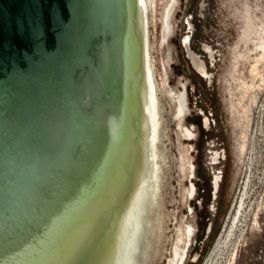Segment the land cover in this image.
<instances>
[{
	"label": "water",
	"instance_id": "1",
	"mask_svg": "<svg viewBox=\"0 0 264 264\" xmlns=\"http://www.w3.org/2000/svg\"><path fill=\"white\" fill-rule=\"evenodd\" d=\"M185 2L0 0V264H186Z\"/></svg>",
	"mask_w": 264,
	"mask_h": 264
},
{
	"label": "rangeland",
	"instance_id": "2",
	"mask_svg": "<svg viewBox=\"0 0 264 264\" xmlns=\"http://www.w3.org/2000/svg\"><path fill=\"white\" fill-rule=\"evenodd\" d=\"M187 38L207 76L194 69ZM259 40H264V0H186L178 47L181 68L194 85L198 178L197 227L186 264H264V57Z\"/></svg>",
	"mask_w": 264,
	"mask_h": 264
},
{
	"label": "flooded vegetation",
	"instance_id": "3",
	"mask_svg": "<svg viewBox=\"0 0 264 264\" xmlns=\"http://www.w3.org/2000/svg\"><path fill=\"white\" fill-rule=\"evenodd\" d=\"M187 43H188V38L184 41V44H185V46L187 47ZM187 54H188V56H189V58L191 59V57L190 56H192L193 58H195L197 61H200L189 49H188V47H187ZM264 57V55H263V51L261 50V59ZM192 62V61H191ZM201 62V61H200ZM202 63V62H201ZM192 65H193V63H192ZM202 65H203V63H202ZM193 67H194V69L197 71V72H199L196 68H195V66L193 65ZM203 69H204V73H201V72H199V73H201L202 75H204V76H207V73H206V71H205V68H204V65H203ZM257 74H255L254 73V77L256 76ZM260 77H261V82L262 83H264V78H262V75H260ZM256 79V78H255ZM258 86H260V85H258ZM245 88L246 89H249V88H253V86L252 85H245ZM252 101L254 102L255 101V98H253L252 99ZM213 160H216V157H214L213 158ZM218 177H215V179H214V182H213V186H214V191L216 190V183H218Z\"/></svg>",
	"mask_w": 264,
	"mask_h": 264
},
{
	"label": "bare ground",
	"instance_id": "4",
	"mask_svg": "<svg viewBox=\"0 0 264 264\" xmlns=\"http://www.w3.org/2000/svg\"><path fill=\"white\" fill-rule=\"evenodd\" d=\"M250 31V30H249ZM248 31V32H249ZM260 41V40H259ZM258 48H260L262 51H263V55H264V40H262V41H260L259 43H258V46H257ZM191 57V61H192V63H193V65L195 66V68L199 71V72H201V73H204V69H203V65H202V63L200 62V61H197L195 58H193L192 56H190ZM244 147V146H243ZM243 147H242V149H243ZM238 210H239V208H238Z\"/></svg>",
	"mask_w": 264,
	"mask_h": 264
}]
</instances>
